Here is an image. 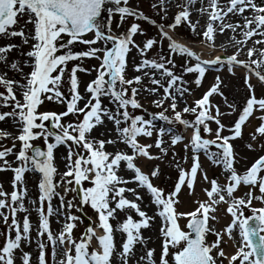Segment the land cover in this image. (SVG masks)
<instances>
[{
  "label": "snow or ice",
  "instance_id": "snow-or-ice-1",
  "mask_svg": "<svg viewBox=\"0 0 264 264\" xmlns=\"http://www.w3.org/2000/svg\"><path fill=\"white\" fill-rule=\"evenodd\" d=\"M165 3L166 0H159V9L166 16ZM194 3L195 0H184L182 6L177 5L181 10L175 13L173 22L161 25L158 32L161 42L165 38L168 40L167 53L149 58L146 53L155 47L157 39L149 37L137 43L135 35H143V29L137 22L123 28L129 17L134 21L136 18L150 20L130 0H0V39L6 40L0 44V88L4 89L0 91V107L9 109L0 111V122L10 121L17 133L13 135L0 130V139L12 140L11 146L0 148V171L11 169L14 172L11 193L0 189V209H8L7 213L0 211V217L7 222L11 216L9 235L0 242V264H16L17 250L21 253L22 264H31V253L21 247V242L29 239L30 221L28 216H24L21 228L16 218L17 211H27L23 203L27 188L22 178L27 170L40 173L41 208L38 209L37 235L47 234V239L53 244V257L58 254L59 247V264H225V261L227 264H264V154L258 155L243 172H238L234 167L236 153L230 143V140L242 137V125L256 112L262 115L255 133L264 137V92L258 97L250 80L251 76H255L264 84V72L252 67L264 65V47L259 50V59L250 62L239 59L236 53L223 58L216 55L203 59L193 47L174 40L169 31L164 30L165 27L174 30L182 21H187L196 31L197 25L190 19ZM208 6L210 12L208 8H200L208 15L206 26L198 34L209 42V47H214L211 42L217 31L214 27L217 21L220 33L226 29L233 32L240 29L244 40L255 35L264 37V0H227L224 6L219 0H208ZM229 14L239 15L242 22H226ZM114 17L119 18L115 24L117 31L113 30ZM150 22L156 23L154 20ZM86 34H90L91 38L86 39ZM15 37L20 38L19 44L7 39ZM74 42L86 45V50L73 51L71 46ZM235 43L240 45L242 41L235 40ZM256 43L264 45V39ZM24 46H27L26 51ZM17 49L19 55L10 57L9 54ZM59 49L65 51L58 54ZM132 49H136L140 57L138 62L133 61V70L139 74L129 77L128 56ZM239 51L237 48L236 52ZM173 53L180 54L183 60L180 74L174 70ZM255 53V47L247 48L249 57ZM85 58L96 59L98 66L94 69L83 67L78 61ZM69 62H73L70 70L67 67ZM215 65L226 66L229 72L236 65L248 69L244 75L248 95L238 118L229 129V135L221 134L225 129L220 120L222 114L219 107L210 102L213 94L223 95L219 76L192 105L184 103V107L178 110V104L191 91L183 74H192V82L200 86L208 69ZM25 67L29 71L25 72ZM146 69H150L151 74ZM93 70L94 78L86 83L81 93L77 73ZM66 74L70 98H66L62 91ZM145 78L151 86L144 84ZM158 88L163 89L162 98ZM141 92L156 95L157 99L150 103L157 107H162L169 100L168 109L172 115H166L165 111L136 113L135 110L143 108L138 99ZM45 99L64 105L63 110H41ZM105 100L113 106L105 104ZM229 107L232 108L231 105ZM184 114H192L194 118L185 119ZM69 115L74 119L65 123ZM105 120L113 125L108 129V137L93 136V129L103 125ZM158 121L166 123L158 127ZM209 121L217 125L214 130ZM176 123L191 129L186 142L174 127ZM201 128L204 133L214 132L213 138L202 136ZM100 135L103 136V133ZM165 136L169 137L173 148L183 143L184 149L190 147L193 153L190 168H178V179L167 193L152 183L151 178L158 175L159 166L146 173L135 163L141 156L160 158L150 151L153 143L160 154H166L170 146ZM142 137H154L153 143L142 142ZM38 138L43 139V149L33 143ZM251 139L256 141L257 136L252 135ZM16 141L19 142L18 150ZM120 144L125 148H119ZM61 145L67 151L65 171L59 181H54L57 172L54 150ZM209 145H215L218 151H209ZM108 146H113V150L109 151ZM247 147L253 149V144L249 143ZM259 147L264 152V140L259 142ZM201 149L212 163L223 167L226 173L224 183H220L219 178L209 181L199 163L197 153ZM9 155L19 162V166L13 167L7 159ZM122 162L126 170L134 173L130 178L120 174ZM198 175L210 183V187L204 189L207 199L197 200V207L192 211H177L175 205L179 202L178 193L182 186L186 185L189 192L194 193ZM86 182L88 186H85ZM128 183L146 189L150 203L155 205L156 216L161 221L159 235L162 238L158 257L154 248L147 247L148 238L141 231L149 227L156 217L141 209L138 201L142 202L143 197L135 188L122 186ZM58 184L62 185L64 194L74 193V199L66 200V195L56 190ZM240 185L247 191L243 196H236ZM257 188L258 194L255 192ZM125 192L135 198H127ZM53 197H59L60 201L55 209L57 217L64 216L66 221L56 234H53L49 224V216L54 212L51 204ZM254 200L260 205L254 206ZM44 201L48 202L47 215L43 211ZM76 203L89 205L97 216L94 226L89 224L79 239L72 234L76 226L73 221L79 218L71 211L66 214L63 211L65 207L71 210ZM221 203L227 206L230 222L217 230L215 225L219 220L215 213ZM246 209L251 215H245ZM132 211L139 219L129 214ZM118 212L125 214L122 221L117 220ZM182 219L186 221L183 227L180 224ZM110 220H116L115 228ZM96 229H101L102 234L97 235ZM117 231L126 234L120 249L114 241ZM210 234L214 237L211 241L208 240ZM225 236L233 243L231 254L221 247L226 243ZM93 239L97 242L95 248L91 246ZM137 243L144 245L139 252L134 247ZM38 249V264H47L45 245L39 243Z\"/></svg>",
  "mask_w": 264,
  "mask_h": 264
},
{
  "label": "rangeland",
  "instance_id": "rangeland-1",
  "mask_svg": "<svg viewBox=\"0 0 264 264\" xmlns=\"http://www.w3.org/2000/svg\"><path fill=\"white\" fill-rule=\"evenodd\" d=\"M197 1L198 0H195V3L197 4V6L201 7V6L205 5V7H208V9H209L208 0H203L201 3L197 2ZM183 2H184V0H166L164 7L167 9V15L165 16L164 12L160 11V9H159V0H130V3L133 4L134 6H136L137 8H139V10L142 11L146 16H148L150 18V20L145 21V20H141V19L136 18L134 21L132 17H129L124 22L123 28H126L127 26H129L131 22H137L140 24L141 28L143 29V35L138 33L134 37L137 43H140L149 37H155L157 39V43H156L155 47H153L152 49H150L146 53L147 57L153 58L157 55H164L167 53V51H168V49H167L168 40L165 38L161 42V39L158 36V32H159L161 25H167V24L173 22L175 13L177 11L181 10V8L177 7V5L182 6ZM154 4L157 5V7H152V5H154ZM226 4H227V0H224L223 6ZM191 15H193V13L190 11V19H191ZM245 15H247V14L245 13ZM162 16L164 17V19H161ZM118 20H119L118 17H114V22H113V30L114 31H117L115 24H116V22H118ZM151 20H154L156 23L155 24L151 23L150 22ZM192 21L193 20L191 19V22ZM195 24L197 25V23H195ZM29 27H31V26H29ZM164 30L169 31V35H171L174 40L186 41L187 42V43L185 42L186 44L193 47V50L200 53L201 55L203 53L202 49H205L207 47V43H205L203 38H201V35L198 34V29L196 28V31H193L187 21H182L181 24L177 25L174 30L170 31L169 29H167V27H165ZM85 38L86 39L91 38L90 34H86ZM7 39H9L12 42L17 43V44L20 43L19 37L7 38ZM65 40H66V37H65ZM5 42H6L5 39H0V44H3ZM86 47H87L86 45H84L80 42H74V44L71 46L73 51L86 50ZM24 50L25 51L27 50V46H24ZM64 51H65V49H59L58 54L63 53ZM9 55L12 58L17 57L19 55V49L14 50ZM172 55L175 59L174 70L177 72V74H180L182 72L181 65L183 64V60L181 59V56L178 53H173ZM139 59H140V57H139V54L136 51V49H132L129 56H128V70L127 71H128L129 77H131L132 75L139 74V73L134 72V70H133V61L138 62ZM72 63L73 62H69L67 65L69 70L71 69ZM78 63H80L83 67H86L88 69H94V66H98L99 61H97L96 59L85 58L82 61H78ZM212 67L213 68H211V69L213 71H215V72L223 71V74H226L227 76H229L233 80L230 84H227V83H225L223 76H219L222 80V84L220 85V92L223 93V95H220L217 93V94H213L212 96H210V102L212 104L217 105L220 109V113L222 114L220 116V120H221V123H223L225 125V129L222 130L221 134L222 135H229V129H230L231 125L234 123L235 119L238 118L239 111L242 108L243 104L245 103L246 97L248 95L247 86L244 84V75L248 71V69H245L243 67V65L234 66V68L237 67V69L242 70V76L240 74H238V77L237 76L235 77V76H232L229 74V71H228L226 66L225 67L212 66ZM253 68H255V67H253ZM217 69H219V70L217 71ZM24 71L27 72V71H29V69L27 67H25ZM146 71H148L149 74H151L150 69H146ZM9 75H12V73L9 72ZM77 75H78V78L80 81V89L79 90L81 91V93H83L86 83L90 79L94 78L95 71L93 70V71H90L88 73L78 72ZM158 75L159 74L157 73V76ZM183 76H184V79L189 82L186 86L189 87L191 91L189 93H186L184 101L178 104V110L184 107V103L192 105L194 103V100L199 99L202 96L203 92L205 90H207L206 88L210 87L211 83L215 82V77L214 78L209 77L206 79L204 76V78L202 79V84L200 86H197L192 82L194 80V76L192 74L184 73ZM256 79L257 78L255 76L250 77V80L252 83H256V82H254V80L256 81ZM144 84L151 86L150 81L147 78H145ZM242 88H243V90H242ZM0 91H4V89L0 88ZM62 91L65 93L66 98H70L69 85L67 83V74L65 75V83H64V86L62 88ZM158 92L160 93V96L162 98L163 89L158 88ZM138 99H139L140 103L143 105L142 109L135 110L136 113H138V114H143L144 111L146 110L147 112L165 111L166 115H169V116L172 115L171 110L168 109V104L170 103L169 100H166L165 104L162 107H157L155 104L150 103L151 100L157 99V96L150 93V92H141L138 96ZM104 103L109 104V101L105 100ZM82 105H83V102H81V106ZM230 105L232 106V108L229 107ZM109 106H113V105L109 104ZM63 108H64V105L56 103L55 101H49V100L45 99L44 104H43V108L41 110H44V109L63 110ZM230 109H231V111H230ZM6 110H9V109L0 107V111H6ZM257 113L258 114L253 118V123L255 126H253V125L252 126L254 128L252 127V128L243 129L244 124L242 125V140L244 141V143L254 144L257 140L252 141V139H251L252 135H256L257 139H259L260 141L264 140V137L255 133V128L261 122L259 120V116L262 115V114H260V112H257ZM213 114H215L214 109H213ZM184 118L191 120L194 118V116L192 114H184ZM72 119H74V117L69 115L65 119L64 122L66 123ZM6 121H8V120H6ZM6 121L0 122V130H6L8 132H11L13 135H16L17 133H16L15 127L11 124V122L6 124L7 123ZM165 123L166 122H164V121H158L157 126L159 127L160 125H164ZM209 126L213 130L217 127V125L215 124L214 121H209ZM100 127L103 128L102 132L100 131ZM174 127L176 128V130L180 134H182L184 136L185 142H186L188 139L187 138L188 132L191 129L185 128L183 125H181L179 123H176L174 125ZM111 128H113V125L110 122L105 120V123L103 125L97 126L93 129L92 135L96 136L97 138H107L108 137V129H111ZM101 133H103V136L100 135ZM201 134H202V136H204L205 138H208V139H212L214 136V132H213V134L204 133L202 128H201ZM239 138L240 137H238L237 139H239ZM164 139L169 144L170 150L166 154H160L159 150L154 146V143H153L154 137L152 139L147 138V137H142L141 138L142 142L153 143V147L150 149V151H151V153H153V155L159 156L160 158H158V159H147V158L141 156L135 160V163L137 164V166H139L146 173L150 172V170L152 168L159 166L158 175L154 178H151L152 183L155 186H158V187L164 189L165 192L167 193L168 191H170L174 188L175 182L178 179V168L179 167H184L185 169L190 168L193 153H192L190 147L188 150H185L183 143H178L173 148L170 145L169 137L165 136ZM234 139L230 140V143L232 142L231 144H233L234 152H236L238 149V146L236 143L237 141H235V140H237V139H235V140ZM33 143L34 144H40V145L44 146L42 138H38L37 140L33 141ZM11 144H12V140H10V139H7V140L0 139V148L5 147V146H11ZM16 145H17L16 150H18V147H19L18 141H16ZM246 145H248V144H246ZM119 148L123 149V148H125V146L123 144H120ZM258 148H260L259 145H258ZM108 150L112 151L113 146H108ZM173 151L175 152V155H173ZM209 151L217 152L218 149L216 148L215 145H209ZM54 154H55L54 163H55V166L57 168V172L54 176V181H59L61 178V173H63L65 171L66 161L64 160V157L67 155L66 148L63 145L58 146L54 150ZM260 154H264V152H262L261 149L254 150L252 152L242 153V154L240 153L239 155H237V152H236V158H237L236 164L238 166V167H236L237 171L243 172L246 169V167L250 166V164H251L250 162H253L254 159L256 157H258V155H260ZM197 155L199 156L200 165H202V162L205 163L203 168H202L203 171L206 172L207 168L210 169L209 174H208L209 181L212 178H219V182L221 183L220 180L226 176V173L222 174V172H221V169H223V167L220 165H216V164L212 163L207 158V156L205 155V152L203 149L199 150ZM244 155H247V156L243 157ZM185 157H187V159H185ZM7 159L13 165V167L19 166V162L16 161L13 156L9 155L7 157ZM121 169H122V171L120 172V174L125 176V178H130L132 175H134V173L131 170H126L123 162L121 163ZM212 169L215 171H213ZM36 173L38 174V172H36L34 170H27L25 172V178H26V175H31L34 177V185H33L32 192L28 193L30 196L29 200L23 201L24 207L27 208V210L29 212L33 213V219L30 218V215L28 216L26 214V211L25 212L17 211L16 218H17L18 222L20 223L21 228H22V222H23L24 216H28V218H29L30 225H31L30 233H31V236L33 237V240H34V241H32L31 239L28 240L29 241L28 247L30 250L28 252L31 253V256H30L31 263L38 264V261H37V257H38V253H39L38 244L43 243L45 245V249H46L47 264H59L60 261H54L52 263L53 244L47 239V234L44 233L42 235H37V229H38L39 218H40V212L38 211V209L41 208V202L39 201V188H38V183H39L40 179L37 178ZM197 177H199L201 182L203 181L199 175ZM13 178H14V172L11 169H5L3 171H0V189H2L6 193H11V191L13 190V185H12ZM25 178L23 179V181H25ZM222 183H223V181H222ZM195 185L196 184H194V188H195ZM201 185H203V191L205 188L210 187V183L208 181H204ZM18 186H19V182H18ZM85 186H88L87 182L85 183ZM122 186H124L126 188H137L135 183H128L127 185H122ZM244 188H241V195L242 196L247 191L246 187H244ZM243 189H244V193H242ZM56 190L61 192L62 195H66V200L67 199H74V197H75L74 193L64 194L63 190H62V185L58 184ZM138 190H140V191L143 190L144 192H146L145 202L152 205V207H153V209L149 212L148 215L156 217L155 220L152 221V224H153L154 229L157 228L159 230L161 221H160V218L158 216H156L155 205L150 203V199H151L150 195L147 193V190L144 188H139ZM255 192H258V188L255 189ZM183 194H186L185 196L187 198H189L193 193L189 192V189L187 188L186 185L182 186L180 192L178 193V201L179 202L175 205L176 209H179V211H181V201H182L181 196ZM124 195L126 197H129V195H127V192H125ZM25 197H26V194H25ZM196 201L194 203L192 202V204H194L197 207ZM33 202H35V203H33ZM59 203H60L59 197H53L51 204H52V208H53L54 212H55V209H57L59 207ZM255 203H256V201L254 200L253 205L257 206V204H255ZM219 205L221 206L220 207L221 213L228 214L224 208V203H221ZM47 207H48V202L44 201L43 202V211H44L45 215H47ZM0 211L7 213L8 209L2 208V209H0ZM63 211L65 212V214L68 211H71L74 216H77L79 218L78 220L73 221V223L76 226L74 227V229L72 231L73 237L77 238V239H79L81 237V234L84 232V230L86 229V227L89 224H93V226H94V222L97 221L96 213L94 212V210L91 209V207L89 205H80V204L76 203L75 206L71 210H68L65 207V209ZM54 212H53V216L57 217L56 213H54ZM129 214H131L134 219H137V215L134 211L130 212ZM228 215H230V214H228ZM245 215H251L250 210L246 209ZM123 218L124 217L121 215V213L118 212L117 213V220L122 221ZM57 219H58L57 220L58 228H54L53 221L51 220V218L49 216L50 229L52 230L53 234H56L60 230H62V227H63L64 223L66 222L64 216H60L59 218L57 217ZM10 222H11V216H9L7 222H5L3 217H0V242H2L6 238V236L9 235L8 224H10ZM110 223L115 228L116 220H110ZM224 225H225V223L223 224V226ZM215 227L217 228V224L215 225ZM98 230H101V229H98ZM101 232H102V230H101ZM11 234L14 235V231H12ZM96 234L98 235L97 229H96ZM29 237H30V235H29ZM116 237L118 239H116ZM125 237H126V234H124L120 231L115 232L114 241H115V244L117 246V249H120V246L122 244V240ZM213 239L214 238L212 236H210V235L208 236L209 241H211ZM237 239H238V236H237ZM23 243H24V241L21 242L22 249H23ZM32 245H33V247H32ZM91 246L93 248L97 247V242L95 239L92 240ZM65 247H67V245H65ZM134 247L136 248V250L138 252L143 248L141 243L135 244ZM221 247H223V246H221ZM150 248H154L156 250L155 255H156V257H158L160 254V250H161V243H159L155 246L151 245ZM59 251H60L59 247H57V253L58 254L56 256L61 257L59 254ZM20 256H21V253L17 255L16 261L18 264H22V260L20 259ZM225 264H227L226 261H225Z\"/></svg>",
  "mask_w": 264,
  "mask_h": 264
},
{
  "label": "bare ground",
  "instance_id": "bare-ground-1",
  "mask_svg": "<svg viewBox=\"0 0 264 264\" xmlns=\"http://www.w3.org/2000/svg\"><path fill=\"white\" fill-rule=\"evenodd\" d=\"M202 1L203 0H198L197 2L201 3ZM219 3L223 6L224 0H219ZM201 7L197 6V4L195 3L194 6L191 9V12L193 13V15H191V19L193 20L192 23H197L198 33H200L203 30V28L206 26L207 15H208L207 12H201L200 11V8ZM203 7L204 8H208V7H205V5ZM208 11L210 12V8L208 9ZM238 20L242 22V18L239 15L233 16V15L230 14L226 22H228V23H235ZM218 26H219V21H217L215 23V25H214V27L217 28V31L214 32V40L211 42V43L214 44V47H209L208 46V43L209 42H206L205 39L203 38V36L201 35V38H203L204 42L207 43V47L205 49H202V52L203 53H202L201 56H202L203 59H211V58L215 57L216 55H221L222 58H223V56L230 55V54H233V53H236L237 56L239 57V59L245 60L246 62H250V60H252V59H259V50H260L261 47H264V45L257 44L256 41L261 40V39H264V37H261L259 35H255L253 37L248 38L247 40H244L243 37H242V35H241L240 29H237L235 32H233L230 29H226L224 33H220L218 31ZM233 37H234V39H231ZM235 40H241L242 41V44H240V45L236 44L235 43ZM179 42L185 43L186 41H181L180 40ZM249 47H255V49H256V53L252 57H249L247 55V48H249ZM237 48L240 49L239 52H236V49ZM215 67H220V65H215ZM253 67L258 68V70L264 72V65H253ZM211 68H213V67H211ZM211 68H209L208 71L205 74V78L206 79L209 78V77L214 78L216 76H223V79H224L225 83L230 84L233 81L232 78H230L226 74H223V71H221V72H215ZM229 74L232 75V76H235V77L236 76L238 77V74H240L242 76V70L237 69V67H236V68H233V71L232 72H229ZM254 82H256V83H252V82L251 83L255 86L256 95L259 97L261 95V92L264 91V84H261L258 81V79H256V81L254 80ZM242 90H243V88H242ZM230 111H231V109H230ZM257 114L258 113L256 112L254 115H252V116L249 117V119L244 123L243 129H245V128H252L253 126H255L254 123H253V118ZM6 122H7L6 124L10 123V121H6ZM100 131L101 132L103 131V128L102 127H100ZM190 133H191V130H189L188 137L187 138H189ZM235 141H237L236 143H237V146H238V149L236 151L237 152V155H239L240 153L242 154V153L252 152L254 150H259L260 149V148H258V145H259V142H260L259 139H257V141L253 144V149H249L247 147L246 144H249V143H244V141L242 140V137H240L239 139H237ZM245 156H247V155H244L243 157H245ZM204 164L205 163L202 162L201 168H203ZM234 167L235 168L238 167L236 163H235ZM206 170H207L206 173L208 175L210 169L207 168ZM213 171H215V170H213ZM221 172H222V174H224L225 173V170L224 169H221ZM24 178L25 177H23V179ZM220 181H221V183H222V181L224 183L225 182V177L222 178ZM23 182H24L23 183L24 186L27 188L26 197L24 198L23 201H25V200L28 201L29 200V197H30L28 193L29 192H32V190H33L34 177L31 176V175H26L25 181H23ZM203 182L204 181L201 182V180L199 179V177H197L196 182H195V184H196L195 185V188L196 189L194 188L195 189L194 193L189 198H187L185 196L186 194H183L181 196L182 197V201H181V211H192L196 207L194 204H192V202L194 203L196 200H201L202 201V200H206L207 199V196H206V194L203 191V185H201ZM241 188H244V186L243 185L238 186V190L235 192V195L236 196H242L241 195ZM135 189L137 191L139 188H135ZM244 189L242 190V193H244ZM137 192H139L140 195L143 197V201L142 202L138 201V203L141 204V209L144 210V211H146L147 214H149V212L153 209V207H152V205H150L147 202H145L146 192H144L143 190H141V191L138 190ZM256 193L258 194V192H256ZM127 195H129V197H127V198L134 199V197H133V195L131 193H128L127 192ZM255 204H257V206H259L260 205V202L259 201H256ZM220 207H221L220 205L217 206V210H216V213H215V215L218 217V220H219V222L216 223L217 224V228H216L217 230H220L228 222H230V215H228L226 213H221ZM226 207H227L226 204H224L225 210H226ZM177 210L179 211V209H177ZM22 212H25V211H22ZM26 214L28 216L30 215V218L33 219V213L32 212H29L27 210L26 211ZM121 215L124 217L125 214L124 213H121ZM50 218L53 221L54 228H58V222H57L58 219H57V217L56 216H53V214H52L50 216ZM137 219H139L138 216H137ZM185 222L186 221L183 220V219L180 221L181 227L184 226ZM224 223H225V225L223 226ZM141 231H142L143 236L146 237V238H148L147 247L150 248L151 245L152 246H155V245H157V244H159V243L162 242V238L159 235V230L157 228L156 229L153 228L152 222H151V224H150L149 227L142 228ZM98 234H101V233L98 232ZM234 235H236V234L234 233ZM210 236L213 237V235H211V234H210ZM30 239L32 241H34L33 240V237L31 236V233H30V237H29L28 240H30ZM116 239H118V238L116 237ZM224 239H225L226 243H223L221 246L224 247V250L227 253L231 254V252L234 250L233 243H232V241H229L227 239V236H225ZM28 240H25L24 243H23V250L24 251H30L29 250V247H28L29 246V244H28L29 241ZM33 245H32V247H33ZM141 245L144 247L143 244H141ZM18 254H20V251L19 250L16 251V256ZM60 260H61V257L55 256V257L52 258V263L54 261H60ZM16 264H18L17 261H16ZM31 264H33V263H31Z\"/></svg>",
  "mask_w": 264,
  "mask_h": 264
}]
</instances>
